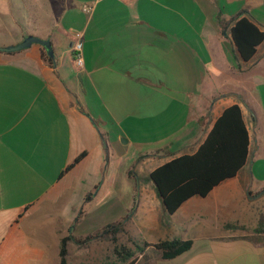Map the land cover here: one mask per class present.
Instances as JSON below:
<instances>
[{"label": "crops", "instance_id": "obj_1", "mask_svg": "<svg viewBox=\"0 0 264 264\" xmlns=\"http://www.w3.org/2000/svg\"><path fill=\"white\" fill-rule=\"evenodd\" d=\"M10 10L23 23L0 22V46L32 34L50 40L54 58L49 64L37 43L0 51V264H59L62 237L118 222L142 247L133 264H264V40L244 60L230 34L239 14L264 30V0H0V15ZM76 33L81 67L71 49ZM234 104L248 132L245 163L169 213L150 172L195 152ZM130 129H146L149 148L137 153L136 179L125 182L131 206L124 209L116 183L122 157L111 135L132 146ZM142 172L146 183L137 179ZM98 183L113 195L76 232ZM167 239L192 245L162 258L154 244ZM113 246L108 234L72 239L68 264H123Z\"/></svg>", "mask_w": 264, "mask_h": 264}, {"label": "trees", "instance_id": "obj_2", "mask_svg": "<svg viewBox=\"0 0 264 264\" xmlns=\"http://www.w3.org/2000/svg\"><path fill=\"white\" fill-rule=\"evenodd\" d=\"M230 34L238 54L244 60L250 59L256 47L264 40V30L248 17L240 14L231 25ZM42 56L49 64L53 63V59L49 57L43 46ZM247 153L248 132L242 119L241 109L234 104L224 109L195 152L171 158L153 169L149 178L156 186L166 209L172 213L190 196H204L213 186L234 176L245 163ZM85 154L86 152L82 151L77 155L60 176L77 164ZM91 194L89 192L85 199H91ZM135 206L134 203L130 213ZM120 232L125 233V229L123 224L118 222L107 224L84 238H74L72 235L62 237L59 245V264H68L67 243L70 240L75 239L77 243H85L91 238L105 234H108V239L114 244L112 252L116 260L123 264H133L135 250H140L142 247L132 239L129 241L134 248L118 244L117 234ZM191 245V240L167 239L155 243L154 247L160 251L162 258H173L188 250Z\"/></svg>", "mask_w": 264, "mask_h": 264}, {"label": "rangeland", "instance_id": "obj_3", "mask_svg": "<svg viewBox=\"0 0 264 264\" xmlns=\"http://www.w3.org/2000/svg\"><path fill=\"white\" fill-rule=\"evenodd\" d=\"M23 18L19 17L15 11L10 10L9 14L6 15H0V22H8L10 23L14 28H17L20 26V23L22 24ZM92 116L96 117L97 113L95 112H91ZM96 124L100 125V122L96 120ZM127 129V127H124ZM106 129V128H105ZM146 129H141V131H139L137 133V130H135L133 133H131V129L128 130V132L130 133V135H132V140H135V143L130 146L127 143L123 142L124 139H127V137H125L124 135H118V133H116V131L112 130V135L113 136L111 138V140L113 141V143H111V147L113 149V151L115 150L117 152V156H121L122 158L119 159V163L116 166V172H117V179H116V183L121 186L122 191H120L119 196H121L122 198V203L124 206V209H126L127 206H129L130 208V201H131V191L128 192V190L126 191V189L124 188V185H126V183H128V181H130L131 183H133L134 179H136V176L132 175L133 171L136 170V167L138 168V166L140 165V160H138L137 157V153L141 152V154H144V152H147L148 150V146L146 143V133H145ZM137 139L140 141L138 142ZM117 147V148H116ZM108 156L110 157V160L113 159V157L111 156V152L108 154ZM121 160V161H120ZM112 162V161H110ZM109 162L108 165V169L104 171V175L106 173V175L104 176L106 181L109 180V170L111 169V163ZM129 172H132L131 174H129ZM138 180H142L143 183H146L148 180V177L146 176V174L144 172L140 173V175L137 177ZM126 182V183H125ZM100 184L101 183H105V181H102V179H100ZM97 184L96 187L94 189L91 190V199L88 203L91 205L90 209H89V214H87V219L80 225L77 226L76 228V232L79 231V229L83 228L86 224L92 223L94 222L93 217H98L99 213L102 211L104 212L106 205H102L104 200L110 199V197L113 195L112 191H107L105 190V188L103 187L102 189H99L100 184ZM85 204L86 206L88 204ZM85 206V208H83L84 210L87 209ZM126 206V207H125ZM130 211V210H128ZM128 211H124V219H128L130 216V212ZM129 239H132L131 236L128 234V232L125 231V233L123 234V243L124 245L130 247V248H134V245L132 244L131 241H129ZM137 251L139 250H135V253H138ZM137 257V254H135V258Z\"/></svg>", "mask_w": 264, "mask_h": 264}, {"label": "water", "instance_id": "obj_4", "mask_svg": "<svg viewBox=\"0 0 264 264\" xmlns=\"http://www.w3.org/2000/svg\"><path fill=\"white\" fill-rule=\"evenodd\" d=\"M33 43H37L43 46L47 50L49 57L52 59L54 58V52H53L50 40L43 39V38H40L32 34L24 36L23 39L16 44L0 46V51H5V52L19 51V50L30 47ZM123 142L126 143L127 142L126 139H124Z\"/></svg>", "mask_w": 264, "mask_h": 264}, {"label": "built area", "instance_id": "obj_5", "mask_svg": "<svg viewBox=\"0 0 264 264\" xmlns=\"http://www.w3.org/2000/svg\"><path fill=\"white\" fill-rule=\"evenodd\" d=\"M92 9L91 4L85 3L82 6V10L85 12H89ZM72 52L74 54V61L76 66L81 67L82 60V35L80 33H76V38L71 46Z\"/></svg>", "mask_w": 264, "mask_h": 264}]
</instances>
